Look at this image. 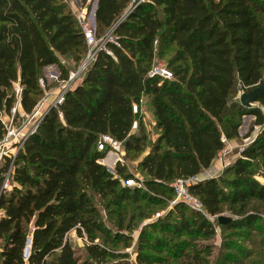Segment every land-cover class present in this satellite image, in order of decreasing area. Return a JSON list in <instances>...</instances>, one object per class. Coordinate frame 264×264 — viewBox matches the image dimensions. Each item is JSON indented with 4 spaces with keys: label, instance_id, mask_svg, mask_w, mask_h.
<instances>
[{
    "label": "trees",
    "instance_id": "obj_1",
    "mask_svg": "<svg viewBox=\"0 0 264 264\" xmlns=\"http://www.w3.org/2000/svg\"><path fill=\"white\" fill-rule=\"evenodd\" d=\"M87 0H79L80 4ZM90 1V0H89ZM96 36L110 33L115 43L97 51L82 81L65 96L57 112L49 111L36 133L10 160L0 162V264H129L128 254L109 249L122 240V220L110 234L99 219L89 192L123 202L138 191L121 187L125 169L113 173L97 163L100 135L125 150L141 152L144 138L134 136L140 114L132 105L147 99L158 131L138 164L146 176L144 199L174 200L176 179H196L223 149L222 139L239 138V120L254 117L264 126V94L258 106L245 108L233 95L258 86L264 77V0H95ZM82 5V4H81ZM126 15L123 19L122 17ZM122 19V20H121ZM156 41V46L153 42ZM83 35L61 0H0V113L13 105V85L21 88V108L32 112L42 96L41 70L70 58L76 67L85 55ZM170 54L171 80L148 77L155 57ZM0 124V136L2 134ZM115 155L102 164L112 167ZM264 165V130L241 149L227 169L231 178L194 181L190 193L216 218L227 206L233 216L224 225L229 240L221 264H241L232 253L231 236L243 227L264 224V185L253 167ZM12 167V187L1 190ZM218 225V224H217ZM87 241V259L76 257L67 236ZM207 217L181 203L145 224L137 239V264H210L214 236ZM101 242V243H100ZM29 246V254L24 252ZM125 248H128L126 245Z\"/></svg>",
    "mask_w": 264,
    "mask_h": 264
},
{
    "label": "rangeland",
    "instance_id": "obj_2",
    "mask_svg": "<svg viewBox=\"0 0 264 264\" xmlns=\"http://www.w3.org/2000/svg\"><path fill=\"white\" fill-rule=\"evenodd\" d=\"M81 4L82 6H89L90 1L87 0ZM66 6L71 14L78 13V10H80L77 0H72L69 4L66 3ZM96 6L97 2L93 0L91 2L90 9H85V22L88 23L92 30L95 29L94 14ZM99 37L100 36H97V38ZM110 37V34L107 35L105 40H109ZM169 58V53L162 57H155L153 63L168 66ZM64 61L66 62L68 70H72L74 68V63L70 58H64ZM238 97L239 91L233 95L232 100H236ZM140 110L141 113L139 112V114L140 117H142V122L140 126L137 125L136 129L132 130L131 133H133L134 136L144 138L143 150L141 152H137L135 150L127 151L122 147L120 153H117L119 159L115 162V165L116 163H119L125 169L126 178L124 180L120 179L121 187L123 186L130 191L137 190V197L133 196L129 201L123 202L121 208H119L113 204V198L107 197L105 199H100L97 195L89 192L92 203L98 211L99 219L101 220L103 226L109 230L110 234L116 231L115 225L119 220H122L123 226L130 227V230L128 231L122 230L123 237L117 246L113 247L110 243L106 244L109 249H114L116 252L128 254L127 261L129 264H137L134 261L136 253V239L142 227L145 224L156 220L158 217H163L171 207L170 201L166 202L160 199L146 200L143 198L144 195H147L143 185L146 176L140 172L138 164L142 160L143 156L150 151L153 143L155 142L158 131L150 124L152 113L147 99H143L140 104ZM261 110L264 114V109L261 108ZM253 122V116H243L239 120V138L231 141H225L223 149L218 153L214 160V162L218 165V168L214 173H211V177L208 179H215L218 182V185L225 190H228V188L225 186L223 181H228L231 178L230 172H227V169L240 156L241 149L252 144L257 136L264 130V126L254 125ZM232 142H235L234 146L230 144ZM109 152L110 148H107L106 154ZM97 163L101 164L99 160H97ZM115 165L111 168H108L105 165L103 166L113 173ZM253 173L254 178L260 184L264 185V165H255L253 167ZM204 177H206L205 172H201L195 180H206ZM219 216L233 218L230 212L227 211L226 205L223 206V211L219 214ZM211 221L215 232L214 236L207 241V244L211 247L209 261L210 264H221L226 252L225 244L228 243L227 241L229 238L227 236V232L223 231L220 226L217 225L216 218H212ZM239 231H243L240 236L236 237L232 235L230 238L232 239L231 244L235 248V250H232V253L240 260L241 264H264V224L257 221L249 227L241 228ZM67 239L76 257L79 259L88 258L86 254L87 241L85 238H78L74 232H70ZM126 245L128 248H125ZM91 264L96 263L91 262Z\"/></svg>",
    "mask_w": 264,
    "mask_h": 264
},
{
    "label": "built area",
    "instance_id": "obj_3",
    "mask_svg": "<svg viewBox=\"0 0 264 264\" xmlns=\"http://www.w3.org/2000/svg\"><path fill=\"white\" fill-rule=\"evenodd\" d=\"M61 1L69 4L72 0ZM77 1L80 10H78V13H74L73 16L83 35L86 47L85 55L81 62L72 70L67 69L66 62L64 61V58L61 57L58 64L45 66L41 70L37 83L39 89L42 91V96L29 114L24 113L21 108V88L17 83L13 85V105L8 112L3 111L0 113V124L2 127V134L0 136V162L10 160L12 164L14 157L23 149L26 140L37 132L41 120L49 111L54 110L57 112L58 118L60 120L62 119L60 106L62 105L66 94L72 91L82 81L90 62L93 61L97 51L102 50L109 53L105 47L106 42L110 41L115 43L111 37L109 40H105V37L109 34L97 38L95 29L92 30L88 23L85 22L84 16L87 5L82 6L79 0ZM153 45L156 46V41L153 42ZM147 76L158 77L163 80H171L173 78L172 73L165 66L154 63L149 69ZM142 101L143 99H140L138 105H132L133 114L137 115V113L140 112V104ZM137 125L138 122L134 121L131 130L136 129ZM225 141V139H222L223 143H225ZM107 148H110L108 154H106ZM96 149L97 151L104 153L103 158L99 159L101 164L104 160H107L106 158L108 155L113 152L115 155L114 163L112 165L113 167L116 160L119 159L117 153H120L122 146L121 142L114 140L109 135H100L96 143ZM11 172L12 167H10L3 176L1 185L2 192L10 190L12 187ZM194 181L197 180L176 179L171 185L174 193V200L171 204L181 203L190 210L211 220L212 218L206 215L202 203L189 191V185ZM28 248L29 246H27V250L24 252V259L28 257Z\"/></svg>",
    "mask_w": 264,
    "mask_h": 264
},
{
    "label": "water",
    "instance_id": "obj_4",
    "mask_svg": "<svg viewBox=\"0 0 264 264\" xmlns=\"http://www.w3.org/2000/svg\"><path fill=\"white\" fill-rule=\"evenodd\" d=\"M92 1L93 0H90V4H89V6H87L88 9H90V5H91ZM125 16L126 15H124L122 17V19ZM111 32H112V29L107 34H110ZM263 94H264V77H263L261 83L258 86H256L255 88H253L252 90L247 91V92H241L239 94V97H238V102L241 106H243L245 108H251V107L257 106V101ZM129 138L130 137L128 136L121 142V146L123 148L125 147L126 142H128ZM229 220L230 219L225 217V216H217L216 217V222L218 225H224Z\"/></svg>",
    "mask_w": 264,
    "mask_h": 264
},
{
    "label": "crops",
    "instance_id": "obj_5",
    "mask_svg": "<svg viewBox=\"0 0 264 264\" xmlns=\"http://www.w3.org/2000/svg\"><path fill=\"white\" fill-rule=\"evenodd\" d=\"M59 59H60V57H59ZM241 92H239V94H240ZM140 113H141V110H140ZM152 115V114H151ZM150 124L152 125V126H154V124H155V122H154V118H153V116H152V118H151V121H150ZM132 131V130H131ZM230 144H232V146H234V144H235V142H232V143H230ZM229 144V145H230ZM227 145H228V143H227ZM217 168H218V165L213 161L212 162V164L210 165V167L208 168V169H206V170H204L203 172H205V174H206V177H204L205 179H208V178H210L211 176V173H214L216 170H217ZM209 174V175H208ZM201 180H203V179H200L199 181H201Z\"/></svg>",
    "mask_w": 264,
    "mask_h": 264
},
{
    "label": "bare ground",
    "instance_id": "obj_6",
    "mask_svg": "<svg viewBox=\"0 0 264 264\" xmlns=\"http://www.w3.org/2000/svg\"><path fill=\"white\" fill-rule=\"evenodd\" d=\"M107 159V158H106ZM114 163V162H113ZM113 165V164H112Z\"/></svg>",
    "mask_w": 264,
    "mask_h": 264
}]
</instances>
